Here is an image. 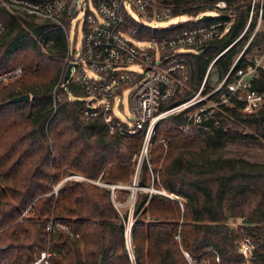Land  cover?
<instances>
[{
  "label": "trees",
  "instance_id": "16d2710c",
  "mask_svg": "<svg viewBox=\"0 0 264 264\" xmlns=\"http://www.w3.org/2000/svg\"><path fill=\"white\" fill-rule=\"evenodd\" d=\"M221 1L223 9L216 7ZM261 1L251 9L253 0H164L173 5L176 16L218 10L230 12L227 19L232 20L228 31L200 52L180 54L191 76L179 101L197 90L210 62L237 38L211 68L218 81L242 51L237 68L245 69L254 50L263 49ZM259 15L262 27L253 33ZM203 16L162 30L144 29L145 34L165 36L218 19ZM0 22L4 26L0 73L22 66L21 76L0 89V264H31L49 247L54 253L50 264H131L122 222L127 213L120 217L110 190L65 178L81 174L105 183L130 182L131 160L143 132L121 137L109 134L100 118L81 120L82 89L59 79L67 46L56 24L14 15L1 5ZM207 81L204 93L214 87ZM252 87L264 93V70H259ZM23 94L30 100L10 102ZM244 108L239 102L211 114L203 122L207 130L194 127L183 132L182 115L166 117L157 126L150 140V167L142 163L136 185L147 187L150 172L157 174L153 185L180 200L136 192L131 228L134 264H188L185 253L195 262L209 264H264V162L210 158L229 140H264V102L250 113L242 112ZM162 139L167 148L158 168ZM232 218L240 223L231 226ZM48 222L53 226L50 231ZM243 238L254 245L248 260L239 252Z\"/></svg>",
  "mask_w": 264,
  "mask_h": 264
},
{
  "label": "built area",
  "instance_id": "2783aa9c",
  "mask_svg": "<svg viewBox=\"0 0 264 264\" xmlns=\"http://www.w3.org/2000/svg\"><path fill=\"white\" fill-rule=\"evenodd\" d=\"M0 5L14 15L56 24L67 46L60 81L63 82L65 70L71 63L67 83L76 84L83 91L82 118H100L111 135L122 137L143 132L145 148L155 126L166 117L182 115L185 124L181 130L188 133L194 127L207 130L203 122L226 107L240 102L248 111H255L264 102V93L252 87L259 70H264V53L252 56L249 66L242 69L237 68L242 51L217 85L204 93L215 60L239 38L210 62L202 82L189 98L183 101L177 98L187 89L191 76L190 66L180 57V50L194 47L200 52L208 43L222 37L232 24V20L227 19L230 14L216 11L217 20L159 36L145 34L144 29L162 30L165 28H153L150 22L172 20L166 27L169 28L181 23L182 17L174 15L173 5L165 4L164 0H0ZM216 7L223 9L225 3L218 2ZM80 12L83 13L82 39L76 49L69 42V29ZM202 16L199 13L185 21L195 22ZM258 20L260 23V15ZM3 30L0 22V33ZM21 74V65L0 73V89ZM124 93L128 94L131 116H124L122 120L113 110L115 106L121 109ZM214 125L218 127V122ZM52 228V223L48 222L47 230ZM253 248L249 238L240 240L239 252L245 260L250 258ZM52 255L51 249L43 251L31 264H48ZM185 258L188 264H206L193 261L187 253Z\"/></svg>",
  "mask_w": 264,
  "mask_h": 264
},
{
  "label": "rangeland",
  "instance_id": "374dc122",
  "mask_svg": "<svg viewBox=\"0 0 264 264\" xmlns=\"http://www.w3.org/2000/svg\"><path fill=\"white\" fill-rule=\"evenodd\" d=\"M256 2H257V0H253V5H252L251 9L254 8V6L256 5ZM259 4H262L261 0H259ZM216 11H218V10L206 11L203 15L216 16ZM220 12H222V11H220ZM222 13H224V12H222ZM229 13L230 12H227V14H229ZM194 16L195 15H193L192 17H194ZM82 18H83V13L82 12L78 13L76 19H74L72 21V23L70 24V29H69V42H70L71 46L75 47L76 49L79 48L80 43H81V39H82V33L80 30V22L82 21ZM188 18H191V17L188 15H184V16L180 17L179 20H181V23H184V22H186L185 20H187ZM258 19H259V16H258ZM258 19H257L256 25H255V28L253 30V33L262 27L261 20L259 23ZM171 23H172V20L159 21V22L152 21V22H150L149 25L153 28H166ZM252 36L253 35H251L249 37V40L247 41L246 45L251 40ZM41 49L43 52L47 51V48L44 45L41 46ZM180 52L198 53V49L191 47V48L181 49ZM261 53H264V47L260 52L254 50L253 56L254 55L256 56V55L261 54ZM63 67H64V61H63V66L61 68L60 78L62 75V71L64 69ZM131 68H134V67H131ZM218 82L219 81H218L217 71H216V69H212L211 73L209 75L207 84L210 87H213V86H216ZM120 103H121V106H120L121 109H119L117 106H115L113 112L118 118L123 120L124 116H126V117L131 116L129 98H128L127 93L123 94V96L121 97ZM116 104H117V102H116ZM242 112L250 113L251 111H248L247 108H244L242 110ZM80 118H81V120L86 121V119L82 118V116H80ZM160 122L157 124V126L160 124ZM157 126H155V128H154L152 136L155 134ZM228 126L232 127V124L230 123V124H228ZM244 133L250 134L251 132L248 129H245ZM161 141L163 143L162 145H163L164 153L161 157V160L158 163V168H160V166L162 164L163 157L166 153V148H167L165 140L162 139V140H160V142ZM143 145H144V143H143V139H142L137 153L134 154V156L131 160V162L133 163L134 171L132 172V174L130 176L131 180L128 183H123V182L122 183L121 182L116 183V184L105 183L104 181L100 180V178H98L96 180H89V179L85 178L84 176H82L81 174H73V175H69L67 178H65V179H72V180H76V181H86L87 183L94 184V185H97L99 187L106 188V189L110 190L111 200L113 202V205H114L116 211L120 215V217L122 218V214L124 212L127 213V217L125 219H122V222L124 224V243H125V247L127 249L129 260H130L131 264H134L133 245H132L131 233L129 231V234L127 235V229H128V227H130V224H133V222H134V220H133V209H134L136 192L142 191V192H148V193H157V194L167 195L173 199L180 200L177 196L167 194V193H165V191L163 189L158 188L155 185H153L154 180L156 182H158V175L157 174H153L150 172V174H149L150 182H149V185L147 187H138L136 185V183L139 180L140 167H141L142 163L145 162L148 165V167H150V157H151L152 146H151L150 142H149L147 148H145ZM232 157H235V158L241 157V158H245V159L252 161V162H264V140H262L260 138H255L253 140L232 139V140L227 141L225 143L224 147H222L221 149H219L215 153H210V158H213V159H215V158H232ZM72 176H80V177H83L84 179H79V178L75 179ZM69 177H71V178H69ZM58 186L59 185L55 186V189H54L55 193H56ZM25 211H27V210H25ZM24 215H22V216H24ZM146 220H149L148 216H146ZM239 223H240V220L235 219V218H232L229 220V224L233 227L237 226ZM49 248H47L44 251L50 250ZM38 256H36V257H38ZM51 257L48 258V264H50V258ZM204 263L209 264L208 262H205V261H204Z\"/></svg>",
  "mask_w": 264,
  "mask_h": 264
},
{
  "label": "water",
  "instance_id": "95a60500",
  "mask_svg": "<svg viewBox=\"0 0 264 264\" xmlns=\"http://www.w3.org/2000/svg\"><path fill=\"white\" fill-rule=\"evenodd\" d=\"M204 18H208L210 17L209 15H204L203 16ZM71 67H72V64H68L66 70H65V73H64V76H63V83H67L68 79H69V76H70V71H71ZM30 100V95L29 94H23V95H20V96H16L14 98H12L10 100L11 103L13 102H22V101H28ZM131 227H132V224H130V227H129V231L131 233Z\"/></svg>",
  "mask_w": 264,
  "mask_h": 264
},
{
  "label": "bare ground",
  "instance_id": "6f19581e",
  "mask_svg": "<svg viewBox=\"0 0 264 264\" xmlns=\"http://www.w3.org/2000/svg\"><path fill=\"white\" fill-rule=\"evenodd\" d=\"M129 230H130V229H129V227H128V229H127V235L129 234Z\"/></svg>",
  "mask_w": 264,
  "mask_h": 264
}]
</instances>
